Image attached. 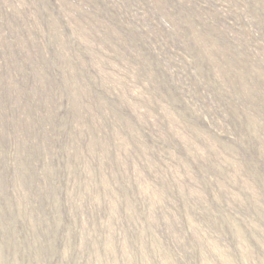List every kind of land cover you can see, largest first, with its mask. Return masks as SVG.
Listing matches in <instances>:
<instances>
[{
  "label": "rangeland",
  "instance_id": "374dc122",
  "mask_svg": "<svg viewBox=\"0 0 264 264\" xmlns=\"http://www.w3.org/2000/svg\"><path fill=\"white\" fill-rule=\"evenodd\" d=\"M0 264H264V0H0Z\"/></svg>",
  "mask_w": 264,
  "mask_h": 264
}]
</instances>
